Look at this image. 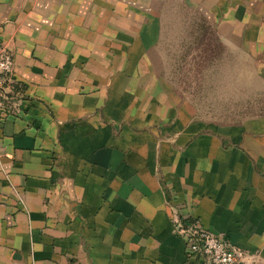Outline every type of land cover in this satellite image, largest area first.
<instances>
[{"label":"crops","instance_id":"crops-1","mask_svg":"<svg viewBox=\"0 0 264 264\" xmlns=\"http://www.w3.org/2000/svg\"><path fill=\"white\" fill-rule=\"evenodd\" d=\"M174 3L264 97V0H0L18 83L0 112V264H186L175 217L264 264V112L214 122L178 101L161 70Z\"/></svg>","mask_w":264,"mask_h":264},{"label":"rangeland","instance_id":"rangeland-1","mask_svg":"<svg viewBox=\"0 0 264 264\" xmlns=\"http://www.w3.org/2000/svg\"><path fill=\"white\" fill-rule=\"evenodd\" d=\"M167 14L161 70L178 101L197 119L214 122H238L264 112V97L255 95L250 75L247 83L239 81L238 54L225 48L210 20L178 5Z\"/></svg>","mask_w":264,"mask_h":264},{"label":"built area","instance_id":"built-area-1","mask_svg":"<svg viewBox=\"0 0 264 264\" xmlns=\"http://www.w3.org/2000/svg\"><path fill=\"white\" fill-rule=\"evenodd\" d=\"M18 87L13 76V59L6 44L0 42V112L18 111L8 94ZM174 231L182 239L186 264H257L254 254L232 244L222 232L203 227L198 220L175 217Z\"/></svg>","mask_w":264,"mask_h":264}]
</instances>
